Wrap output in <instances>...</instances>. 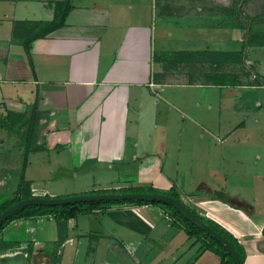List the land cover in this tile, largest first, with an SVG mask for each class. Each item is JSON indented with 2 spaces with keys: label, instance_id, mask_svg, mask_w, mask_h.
Wrapping results in <instances>:
<instances>
[{
  "label": "crops",
  "instance_id": "obj_1",
  "mask_svg": "<svg viewBox=\"0 0 264 264\" xmlns=\"http://www.w3.org/2000/svg\"><path fill=\"white\" fill-rule=\"evenodd\" d=\"M247 2L0 0V116L12 111L38 120L35 150L26 153L19 139L0 138V205L15 196L21 180L33 196L174 192L237 240L242 264H264L259 140L246 132L231 139L249 120L245 109L257 125L264 114V19L246 35L236 19L253 4L264 14V0ZM34 22L53 27L25 50ZM244 36V57L257 81L220 85L235 88L232 96L241 101L234 104L246 113L225 127L222 105L207 107V94L184 91L206 87L207 71L179 72L194 66L185 59L236 50ZM176 52L185 59L171 67L155 60L164 53L174 59ZM245 180L251 196L239 188ZM172 222L161 205H106L69 218L67 238L55 248L51 215L19 218L0 233L8 243L0 264H219V255L198 251L201 243ZM49 257L55 261L47 263Z\"/></svg>",
  "mask_w": 264,
  "mask_h": 264
},
{
  "label": "trees",
  "instance_id": "obj_2",
  "mask_svg": "<svg viewBox=\"0 0 264 264\" xmlns=\"http://www.w3.org/2000/svg\"><path fill=\"white\" fill-rule=\"evenodd\" d=\"M227 10V9H226ZM225 10V11H226ZM229 11V10H227ZM51 22H34L32 25V29L30 30L29 34L27 35V40L24 44L25 50H29V43L38 37H43L45 33L51 31L52 29ZM40 29L43 31L41 34L38 33ZM39 30V31H37ZM204 53L203 51H196L195 54L201 55ZM239 52L234 53H224L225 59L223 61H229L231 59L232 54H238ZM174 59L167 58L162 55H159L155 57V60L158 62L161 61V63L164 64L165 67H171V65L174 64V62H180L185 59V54L183 52H176L174 55ZM221 63V62H219ZM210 78L213 79L214 84L216 85H228L230 82L226 83V77L221 76V79H216L213 76L214 74L209 75ZM233 82V81H232ZM233 84V83H231ZM37 118L35 115H32L30 119L28 120L27 115L25 113H15L12 111H7L6 115L3 116L0 119L1 127L5 128L7 131L18 133V139L21 143V145L24 147L25 152H29L31 150H35L37 147L35 146V141L37 137ZM23 129L21 132L20 130ZM25 182L21 180L17 191L15 192V196L10 199L7 202H3L0 205V211L7 208L14 202H16L19 199L27 198L33 196L31 192L29 191L28 183L25 182V185L27 186L26 189H21L22 183ZM25 190V191H24ZM122 192H158L170 195L177 200H179V197L174 192H162L158 190L153 189H139V188H124L121 190ZM107 192L105 190L97 191L96 193H104ZM24 193L25 195H23ZM217 195H221V192H215ZM180 201V200H179ZM181 202V201H180ZM115 203H135V204H157L161 205L164 208L168 210V212L171 214L173 218V224L181 227L184 229V232L188 236V238H194L195 242H200L201 246L198 251L201 250H211L220 257L219 264H232V259L230 253L224 249L215 239L209 237L207 234H205L203 231L198 229L196 226L191 224L188 220H186L184 217H182L174 208H172L169 205H164L158 202H144V201H123V202H113V201H91L86 202V207L83 209V204L81 203H75V204H66V205H58V206H28L25 207L19 211L14 212L11 214L4 222L0 224V233L3 231V229L13 220L19 219V218H32L35 219L39 216H47L51 215L57 226L58 231V239L53 244L55 248L59 247L63 241L67 238V220L71 217H75L77 214L83 212V211H91L92 209L103 207L106 205H111ZM189 209L188 207H186ZM191 212H193L197 217H199L204 223H206L210 228L217 231L219 234L224 236L227 240H229L233 246L235 247L239 258H240V264L243 263V260L245 258V252L243 247L237 242L235 238L232 237L230 233H228L225 229H223L221 226H219L217 223L209 220L204 219L200 217L194 210L189 209ZM8 246V243H5L0 240V249L5 248ZM55 261V259H54Z\"/></svg>",
  "mask_w": 264,
  "mask_h": 264
},
{
  "label": "rangeland",
  "instance_id": "obj_3",
  "mask_svg": "<svg viewBox=\"0 0 264 264\" xmlns=\"http://www.w3.org/2000/svg\"><path fill=\"white\" fill-rule=\"evenodd\" d=\"M233 5H235V4H233ZM242 5H244L245 7H248L249 3L246 0V3L245 4L243 3ZM253 6H254V10L250 9L249 10L250 13H246V11H245V15L236 17L237 22L239 24V27H241V29H242L241 32L243 31V33H245V35L247 34L248 29L254 23H259V22L263 21V19H264L263 11H261L262 10L261 5L260 4L259 5L253 4ZM250 34H252V33H250ZM190 35H192V34H190ZM212 35H215V34H212ZM196 36L198 37V35H196ZM196 36H194V37L196 38ZM217 36H223V35H215L213 37L217 38ZM245 39L246 38L244 36L243 38H241V40L236 41L237 42L236 44H238V49H236V50L228 49L227 52H214V51L212 52V51L207 50V55L201 56V58H203V59H199L196 57H194L193 61L190 60L189 58H187L188 61H187V59H185L186 63L187 62H189V63L193 62L194 66H192V64L190 66H186V67L184 66L181 69L183 71H180L179 73H181V72L186 73L187 70L189 72L191 70H195L197 72L207 71V83H206L207 86L206 87L200 86V87H195V88H187L184 91L195 92L199 96H205L207 94V107L209 104H212L214 106V108L218 107L219 104H220V106L222 105L223 110L221 109V113H220V117L222 119V123H221L222 126L229 127L231 124H233V123L235 124L236 122L243 120L244 116L246 115V113L243 114L244 111L249 114V120L245 124L246 126L243 127L244 129L237 130L233 135H231V139H237L236 137H243V132H246L254 140L258 139L259 143H258V146L256 149H257V151H259V153H261L260 167H264V142H263V140H264V114L258 116L260 118L259 125L255 124L253 122V120L251 119L252 114H251L250 110H246V109L244 110V108H241L240 103L234 104L235 101H241V100H235L234 97L232 96V93L235 90V88L216 85V84H214L213 79L210 78V76H209L211 74H214L215 76H213V77L216 79H221V76H224L227 78L226 83L230 82V84H228L226 86H233V87L237 86V85L248 86V85H251L253 80L257 81V79H255V77L251 75V73H252V69L250 66L251 63L248 60H246V58L244 57L245 56V49H244L245 48ZM225 43L229 44V46L231 44V42H229V41H226ZM234 52H239V53L238 54H232L231 59L229 61H227V60L223 61L225 59L224 53H234ZM247 52H248L249 56L252 57L253 49L247 48ZM159 55L167 57L168 54L164 53V54H159ZM219 62H221V63H219ZM179 73H177V74H179ZM172 74H174V73H172ZM243 76H245L246 78H244ZM239 78H240V81H239ZM242 81H243V83H242ZM231 83H233V84H231ZM245 101L248 102L250 100H245ZM210 115H211V112H209L207 109V117H209ZM2 117L3 116H0V119ZM209 118H211V116ZM0 125H1V123H0ZM255 126L260 127L259 133H257L255 131ZM20 132H21V130H20ZM18 136H19L18 133L7 131L5 128H2L0 126V138L6 140L7 143H9V142L12 143L14 140H17ZM234 180L235 179H232L231 182H233ZM249 184H250V180H245L242 182L239 181L240 190L245 191V193H247V196H251L250 192L252 191V189H250V187L248 186ZM21 187H22L21 189H26L27 186L25 185V182L22 183ZM22 194L25 195L24 193H22ZM57 197H64V196H57ZM260 198L262 199V200L260 199L262 201V202H260L261 207L264 208V196L260 195ZM9 200H6L5 202H7ZM91 237H94V235H91ZM53 261H54V257H53V259H51L50 257H49V259H46L47 263H50ZM56 263H57V261L55 262V264ZM23 264H31V263L29 261H25V262H23ZM57 264H59V263H57Z\"/></svg>",
  "mask_w": 264,
  "mask_h": 264
},
{
  "label": "water",
  "instance_id": "obj_4",
  "mask_svg": "<svg viewBox=\"0 0 264 264\" xmlns=\"http://www.w3.org/2000/svg\"><path fill=\"white\" fill-rule=\"evenodd\" d=\"M91 201H144V202H158L164 205H169L174 208L182 217L188 220L191 224L203 231L209 237L215 239L224 249H226L232 259V264H240L239 255L233 244L224 236L219 234L214 229L210 228L193 212L186 208V206L176 198L158 192H104L92 194H75L64 197L56 196H31L19 199L7 208L0 211V224L4 222L11 214L28 206H58L75 203H85Z\"/></svg>",
  "mask_w": 264,
  "mask_h": 264
}]
</instances>
